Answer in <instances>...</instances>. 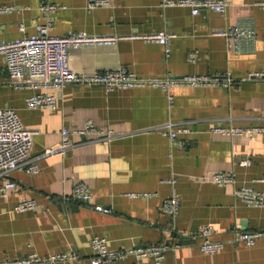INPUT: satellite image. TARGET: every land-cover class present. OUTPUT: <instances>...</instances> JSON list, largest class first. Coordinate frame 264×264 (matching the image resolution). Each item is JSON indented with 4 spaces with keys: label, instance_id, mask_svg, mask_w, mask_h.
<instances>
[{
    "label": "crops",
    "instance_id": "obj_1",
    "mask_svg": "<svg viewBox=\"0 0 264 264\" xmlns=\"http://www.w3.org/2000/svg\"><path fill=\"white\" fill-rule=\"evenodd\" d=\"M65 5L50 15V32L69 30L92 35H116L115 43L85 44L69 49V67L93 73L125 66L142 77L167 74H214L230 71L242 77L264 68V0H229L225 12L202 8L192 14L187 5H163V0H112L89 8L87 0H0V41L29 35L45 21L41 2ZM251 25L255 38L241 52L228 49L214 29ZM174 33L169 51L139 35ZM194 55L193 58H191ZM0 53V107H12L23 124L37 130L30 155L39 171L14 169L6 179L14 186L0 192V262L9 264L30 253L77 255L46 264H92L90 239L103 236L109 248L150 245L166 241L159 264H264V234L251 246L235 240L240 230L264 232V205L249 206L233 189L247 185L264 193V132L226 134L219 128L264 129V79L221 86H173L169 104L159 87L135 86L106 90L102 85L67 83L53 93L56 108H29L26 96L41 89L15 87ZM91 120L97 128L112 129L110 140L73 134L64 152L42 155L60 143L63 126L80 128ZM182 123V146L173 144L155 126ZM247 158L248 164L240 160ZM230 172L233 185H218L202 177ZM91 193L87 202L72 194L76 183ZM175 192L179 207L172 216L161 208ZM149 193V194H143ZM36 201L34 209L16 211L22 199ZM110 208V212L95 209ZM209 223L213 237L224 241L214 253L202 252L190 233ZM115 264H157L152 256L118 259Z\"/></svg>",
    "mask_w": 264,
    "mask_h": 264
},
{
    "label": "built area",
    "instance_id": "obj_2",
    "mask_svg": "<svg viewBox=\"0 0 264 264\" xmlns=\"http://www.w3.org/2000/svg\"><path fill=\"white\" fill-rule=\"evenodd\" d=\"M112 0H87V6L94 8L108 6ZM163 5H187L191 8L192 14H198L202 8H209L216 12H225L229 0H163ZM264 7V1L257 2ZM65 5L44 1L38 5V9L45 16V21L36 25L35 32L29 35L15 37L9 40L0 41V53L4 55V69L9 81L15 87H26L41 89L26 96L25 105L29 108L46 107L54 109L57 105L56 96L53 93L42 90L50 88H62L67 83L102 85L106 90L114 88H129L135 86L159 87L166 91L169 104H172L173 96L169 89L173 86H221L227 87L236 82L252 79H264V68L249 71L242 77H234L230 71L214 74H186L182 76L165 75L162 77H142L137 75L125 66L115 69L96 71L93 73L75 72L69 67V49L85 44L115 43L116 35H92L84 31L69 30L63 34L50 32L52 19L50 15ZM15 9L12 5L0 6V11ZM212 34H219L226 38L228 49L241 52L245 44L252 42L255 38V29L251 25H227L221 29H214ZM148 41H157L164 45L165 53L169 51V42L174 33L164 30L139 35ZM194 55L191 57L193 58ZM163 134L167 135L173 144L182 146L184 140L179 138L181 132L188 131L182 123L167 121L155 126ZM226 134L252 135L256 132H264L263 128H242L229 127L219 128ZM37 130L26 127L19 115L12 107H0V178H7L8 173L14 169H22L28 173H37L39 165L37 158L30 155L33 136ZM60 143L56 147L44 149L42 155L64 152L73 144V134L94 135L97 139L110 140L115 136L112 129L97 128L91 120H86L80 128H69L63 126L59 130ZM247 158L240 160L241 165L248 164ZM203 180L211 181L218 185H233L235 177L226 171H214L202 177ZM14 186V182L6 179L1 186V194ZM233 193L246 205H264V193L253 189L250 186L242 185L235 187ZM72 194L87 202L91 193L88 186L83 182L74 185ZM149 194V193H143ZM36 201L32 198L18 201L14 209L25 211L34 209ZM179 207V201L175 194H171L162 201L161 208L164 212L174 216ZM95 209L103 212H110V208L103 205H95ZM215 230L212 225L205 223L190 233L191 238L196 240L198 248L205 253H214L224 247V241L213 237ZM264 234L260 230H240L235 240L241 241L248 246L255 243V240ZM90 246L94 252L91 259L92 264H115L118 259L132 255L135 258L152 256L157 264L164 256V251L170 247L166 241L150 245H132L127 248H109L107 240L103 236H94L90 239ZM77 255L69 253H53L49 255H38L30 253L26 257L9 261V264H46L60 260L74 259ZM3 262H0L2 264Z\"/></svg>",
    "mask_w": 264,
    "mask_h": 264
}]
</instances>
